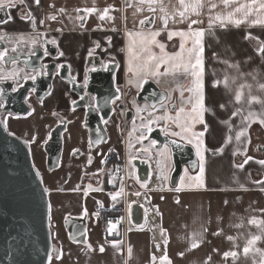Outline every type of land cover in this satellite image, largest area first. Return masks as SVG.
Here are the masks:
<instances>
[{"label": "crops", "instance_id": "1", "mask_svg": "<svg viewBox=\"0 0 264 264\" xmlns=\"http://www.w3.org/2000/svg\"><path fill=\"white\" fill-rule=\"evenodd\" d=\"M185 2L191 3L193 0ZM202 3L204 6L199 15L189 11L188 16L201 21L193 28L206 30L204 91L208 128L204 137L207 151L203 187H195L194 180H191L190 185L176 192L175 189L180 186L178 180L175 186L136 189L130 185L133 181L131 178L115 184L111 181L108 189L97 184L101 173L99 169L112 152L124 161L125 140L117 132L116 119L111 115L103 124V128L109 132L107 139L92 149L83 123L84 106L72 104L77 93L71 91L69 82L57 73L52 79L50 91L43 98H37L32 91L28 93L26 102L31 107L29 113H11V117L7 113L3 115L9 131L30 141L35 157L33 164L38 166L35 165L43 185L48 189L52 238L58 251H63L62 260H56V254H52V264H161L164 255L168 256L171 264H264V224L250 223L252 219L264 221V190H261L260 184L254 183L264 179V168L251 161L243 169L237 167L243 163L245 151L247 156L264 159V126L252 123L248 136L242 138L241 142L235 141L236 132L244 126V116L249 112L256 113L258 117L264 114V89L260 88L264 84V54L258 52L264 42V25H252V21L258 17L264 18V13H254L239 27L229 23L225 29H221L217 22L213 34H209V16L214 17L218 13L226 15L237 5L225 8L221 0H211L218 7L210 12L209 0H202ZM239 3H250V0H239ZM16 4V7L0 9V20L11 17L8 23L0 24V36L3 37L0 43L6 54L32 53L42 48L44 41H55L56 55L47 56L45 61L66 64L73 77L82 75L90 50L92 55L98 53L101 57L116 59L120 63L119 73L133 75L128 72V66H124L122 61L125 56L120 49L124 45V32L141 28L139 20L151 15L146 4L140 5L139 0H129L131 6H126L125 0H41L39 7L34 0H25L24 4L16 0ZM162 4L170 17L167 30H189L187 22L171 21L173 11L182 10L179 0H162ZM109 6L114 9L109 11V16L114 19H99ZM92 7L98 11L92 14L77 11ZM140 7L144 10L137 12ZM60 9L64 11L60 12ZM29 11L35 17V25L31 18H22ZM51 15H56L57 19H49ZM160 15L157 11L155 24L145 28L163 29ZM241 16L238 13L234 19ZM167 30L161 31L160 41L166 45L167 51L176 52L180 40L177 36L169 40ZM249 34L254 38H246ZM37 38L38 43L34 46L32 40ZM187 43L191 47V41ZM10 72L20 74L18 80L7 79L13 83V87H17L23 83L25 75H34L38 70L27 68L18 60L15 63L13 60L0 61V75ZM179 80L182 81L180 89L192 86L190 76ZM217 82L219 86H214ZM173 90L174 87L172 94H175ZM237 92L242 93L239 103L235 100ZM190 95L185 91V98ZM252 97L257 99L249 103ZM177 101L179 107L185 106L181 98ZM220 105H224V108L221 109ZM237 109H240V114L233 118L232 113ZM58 116L67 121V127L65 125L61 134L62 151L58 165L48 169L44 145L50 129L58 123ZM195 130L199 132L205 129L197 125ZM229 136L232 140L227 143ZM221 147L223 154L218 151ZM234 152L238 154L233 155ZM90 172L96 177L93 182L89 178ZM187 172L192 173V177L199 175L198 163L196 169ZM121 182L124 193L113 201L111 194L119 191ZM89 184L102 191H90L85 196L84 190ZM136 192L140 195L137 196ZM133 202L142 209L141 222L137 224L132 221ZM103 208L120 210V215L116 216L121 222L118 237L110 234L118 229H110V217L107 224H103L100 212ZM84 209L87 210L86 216ZM136 212L138 210L133 215ZM66 216L84 217L87 231L83 240L76 241L69 237L64 223ZM257 236L259 240L249 245L248 241ZM193 242L199 247L192 249ZM114 243L117 247H113ZM100 246L104 248L102 253ZM245 247L249 248L247 254L243 252ZM232 251L238 255L225 259L224 253Z\"/></svg>", "mask_w": 264, "mask_h": 264}, {"label": "snow or ice", "instance_id": "2", "mask_svg": "<svg viewBox=\"0 0 264 264\" xmlns=\"http://www.w3.org/2000/svg\"><path fill=\"white\" fill-rule=\"evenodd\" d=\"M222 5L225 8H228L232 5H237L234 7L232 11L227 12L226 15L217 14L214 17L209 16V27H208V33L213 34L214 25L219 24V27L221 29L226 28V24H234L236 27H239L242 23H244L248 17L252 16L254 13H264V0H250V3H239V0H221ZM20 4H24L25 0H19ZM34 3L37 7L41 5V0H34ZM126 6H131L129 4V0H125ZM140 5H147V11L151 14L148 17H145L143 19L139 20V25L141 29H144L146 25H154L157 19L156 13L159 11L161 15L159 16V19L162 22L163 29H157V30H146V31H137V32H128V36L131 38L130 43L128 46V56H129V63H128V72L133 74L135 77H137V84L136 86L138 88L142 87L143 84L147 83V77H151L156 80L157 84H159V78L165 77V76H172L174 79H179L182 77L190 76L192 78V86L188 88L181 87L179 95L181 98V101L185 103V106L178 107V110L175 111V114H170V108L176 109L177 106L172 104L170 107L166 103V101H170V96L162 95L160 97V109L163 111V115H155L153 112L149 113V117L146 119L141 117V134L136 137L137 141L139 143H143L144 140L148 138L147 134H150L153 132L155 125L159 124L160 122H163V127L160 128V131L166 136L171 137L173 139L170 140V144H164L162 151L160 152V155L162 157H168L171 154L172 148L170 145L175 146L176 148H180L183 144L191 145L192 148L195 149V155L198 158V166H199V175H196L194 179L195 187H203L204 186V175H205V160H206V143H205V133L207 131L208 125L205 119L206 113L208 111L206 107V97H205V91H204V39L206 35L205 29H199V28H193V25H197L201 23V21L196 19H190L188 16L189 11L193 14L199 15L200 10L203 8L202 0H193L191 3H186L185 0H179V5L182 10L180 11H173L171 15V21L172 23H184L187 22L189 26V30L183 31V30H167L168 24H169V15L168 10L163 6L162 0H139ZM159 4L160 7L157 8L156 5ZM16 0H0V9H3L4 7H16ZM50 7H54V5H50ZM218 7L217 4L211 3V0H209V11L216 9ZM114 10L111 6L108 8H105L103 10V14L99 16V19L104 20L105 18L108 19H114L113 17L109 16V11ZM144 9L142 7L137 9V12H142ZM64 9H60V12H63ZM78 12L92 14L96 13L98 9L95 7L92 8H86V9H78ZM242 14L240 19H234L236 14ZM22 18H31L33 25H35V17L32 15V13L29 11L26 17ZM83 19V16L80 17ZM51 20H56V15H51L49 17ZM11 20V17L9 16L7 20H0V24L2 23H8ZM42 24L43 21H40ZM264 25V18H257L252 21V25ZM162 30H167V36L169 40H172L173 37L179 36L181 37V43L179 45V51L169 53L166 51V45L162 42H160L157 37L161 35ZM248 39H253L250 34L246 37ZM0 39H3L2 36H0ZM255 39H259L258 37H255ZM188 41H191V47H186V44ZM110 42V41H109ZM38 43V38L32 40V44L35 46ZM44 43H48V41H44ZM51 43L55 44V41H51ZM99 45L97 44V47ZM153 47L159 49V53H156L153 51ZM13 52L16 51L15 48L12 49ZM258 52L261 54H264V42L261 43V47L258 49ZM43 54L47 56L49 53L47 49L44 50ZM32 55H35V52H32ZM63 55V53H61ZM92 55V52L90 50L89 56ZM6 57V50L0 51V61L5 60ZM13 63H15V58H13ZM58 69H62L65 66L64 65H58ZM106 67V66H105ZM238 67V65L236 66ZM163 69V71H161ZM92 71H96L95 68L92 69ZM19 72H10L7 75H0V82H3L7 79H14L18 80L19 78ZM38 75H47V72L44 68L41 69L39 73H36L34 75H25L23 78L25 80L31 79L33 82L36 81ZM87 76L84 80V87H87ZM227 83V81H225ZM214 86H219L218 82L214 84ZM261 89H264V84L260 85ZM17 87H13L12 91H17ZM35 89H33L34 91ZM120 90L117 89V92ZM185 91L190 93L191 95L187 98H185ZM4 95V90L0 88V97ZM51 95V93H49ZM83 99V97H81ZM120 96L117 95L114 98L113 103L115 100H119ZM242 99V93L237 92L235 95V100L237 103H239ZM256 97H252V99L249 101V103L256 101ZM0 108H4V102L0 100ZM153 110L156 109V105H152ZM220 108L223 109L224 105H220ZM97 112H99V109H96ZM137 111H141V109L138 107ZM240 114V109H237L233 111L232 117H236ZM8 117H11V113H7ZM19 118V117H16ZM100 120L102 123H107V120L104 117H100ZM252 123H259L261 126H264V114L257 116L254 112H249L247 116H244L242 118V125L241 129L236 132L235 134V141L241 142L242 138L248 136V129L250 128ZM202 125L204 126V131H196V126ZM173 126L177 130H173ZM7 119L5 117H0V129H3L5 132H7ZM231 131V128L229 129ZM99 131V130H97ZM133 131H136L134 128ZM9 135H14L11 133H8ZM50 138V137H49ZM232 140V137L229 136L227 138V143H230ZM97 143L101 142L99 140L96 141ZM27 143V142H25ZM248 143H250V137L248 138ZM157 145L156 140H151V143L149 147H145L142 149L143 152H148L150 148H153ZM131 147V145H130ZM259 150V149H258ZM220 154H223V147H221L219 150ZM237 152H234L233 155H237ZM245 156V159L242 164L237 165L240 169H243L246 164H248L250 161L255 162L259 164L262 168H264V159H256L255 157L247 156L246 151L243 153ZM89 162H91V158L89 159ZM129 164H131V158L129 159ZM197 162H193V166H196ZM119 171V169H117ZM185 173H187V169H185ZM37 176H39V172L36 173ZM115 179V178H114ZM135 179L138 181L139 178L135 177ZM167 179V177H165ZM254 183L260 184L261 190H264V179L255 181ZM145 185L141 184V187H144ZM184 187L183 184V177L181 178V184L179 187L175 189L176 192H180L182 188ZM227 190V189H226ZM243 190V189H242ZM45 194L48 193V189H43ZM76 191H79V189H76ZM90 191H102L100 188H93L91 184L88 185L87 189L84 190V195L87 196ZM124 193V184L121 182L119 191L111 194V199L113 201H117V198L121 196ZM137 196L140 195L139 192L135 193ZM179 203V200L176 201ZM227 203V201H225ZM50 207V206H49ZM84 215H87V210L84 209ZM67 219V218H66ZM253 225H259L264 224V221H257L256 219H252L250 221ZM110 229H113L116 227L115 224H113L111 221L109 222ZM85 233L87 229L84 230ZM228 239H232L231 237H228ZM257 240H259V237H253L248 241L249 245L254 244ZM113 247H117V244L114 243ZM199 247V244L193 242L191 245L192 249H195ZM104 251L103 246H100V252L102 253ZM129 255L131 254V248H129ZM55 252V259L56 260H62L63 259V251L57 250L55 247L51 249L50 252L47 253V262L48 264H52L53 255L52 253ZM243 252L247 254L249 252V248L245 247L243 249ZM183 256V253L180 254ZM238 255L237 252H225L224 258L227 259L229 256L236 257ZM155 258H153L154 260ZM161 264H171V261L169 260L167 255H164L161 257Z\"/></svg>", "mask_w": 264, "mask_h": 264}, {"label": "water", "instance_id": "3", "mask_svg": "<svg viewBox=\"0 0 264 264\" xmlns=\"http://www.w3.org/2000/svg\"><path fill=\"white\" fill-rule=\"evenodd\" d=\"M45 49L49 53L47 56L54 57L56 55V47L50 41L44 43L42 48H37L34 51L35 55L26 52L6 54L4 61L9 62L15 58L27 68L38 70L37 73L44 68L47 75H38L35 82L31 79L24 80L22 84L17 86L18 90L15 92L12 91L13 83L11 81L0 82V88L4 90V95L0 97V100L4 102V108H0V117H3L5 113L19 115L29 113L31 107L26 102L28 93L32 91L37 98H43L50 91L52 79L57 73L69 82L71 90L76 92L79 97L85 96L84 100H77L75 106L92 107L95 121L89 124L88 129L90 137L94 132L97 134L96 138L92 140L93 145L97 144V140H106L107 134L100 117L105 119L109 117L112 110L110 102L114 95L107 93L101 98L98 97L91 91L88 83L87 87H84V82L77 81L68 73L66 64L61 63L65 67L58 69L57 66L61 64L55 61H45L47 57L43 54ZM2 50L3 45L0 43V51ZM92 56L97 57L98 55ZM92 66L87 76L90 75L93 68L96 70L99 68L96 63ZM148 84L153 87L156 96L153 100H150L149 95L142 97L149 100L151 105H156L160 103V97L166 96V93L151 79H147L144 87H147ZM33 89L35 90L33 91ZM89 95L94 98L92 103L88 100ZM96 109L100 111L97 112ZM64 129L63 123L54 125L50 138L45 142L44 149L47 153L48 169H53L58 165L62 151L61 134ZM8 133H10L8 130L5 132L0 129V264H48L47 253L53 247L57 249L52 238L48 193L45 194L43 191L45 186L41 175H36L39 171L33 164L29 146L18 136ZM150 137L168 144L173 139L166 137L158 128L150 133ZM170 147L172 148L171 155L174 164L170 183L175 186L181 173L182 164L186 162L189 168L194 170L197 168L198 161L195 149L191 145L183 144L180 148L170 145ZM193 162H197L195 167ZM132 163L137 168L140 180H146L149 174V164L144 159L137 158L133 159ZM136 210H138L137 215L136 213L133 215ZM131 213L132 221L135 224L140 223L142 209L136 202L131 204ZM64 223L72 240L81 241L84 239V217L66 216ZM52 254L56 253L53 252Z\"/></svg>", "mask_w": 264, "mask_h": 264}, {"label": "flooded vegetation", "instance_id": "4", "mask_svg": "<svg viewBox=\"0 0 264 264\" xmlns=\"http://www.w3.org/2000/svg\"><path fill=\"white\" fill-rule=\"evenodd\" d=\"M93 53H95V52H93ZM93 55H98V56L97 57L92 56V55L89 56L87 58V60L85 61L84 71H83L82 75L79 78L78 77H75V78L79 82H84L88 71L90 70L91 67H93L92 65L96 63L99 66V68L96 71H92L90 73V75L87 76L88 86H89V88H91V91H93V93L100 98L107 93H112L114 95V98L117 95L120 96L119 100H115V102L113 103V101H114V98H113L112 101L110 102L112 110H111L109 117L106 120H108L111 117V115H113L116 119V124H115L116 130L119 133V135L124 138V140H125L124 144H125V142L127 144L128 143L134 144V148H135V155H133L132 157H129V158H127V156H124V161L122 159L118 158L119 156L117 155V153L112 152L109 155V157L103 162L101 168L99 169V172H101V173H100V176L98 178L97 184H100L102 187L108 189L112 185V182H111L112 179L116 178V176H115L116 173L119 174V176H121V178L119 179L120 181L126 179L127 169H128L127 161H129L130 158H131V166H132V175L134 176V179H135V177L139 178V175L137 174V168L132 163V160L136 159V158L145 160V157L143 156V154H145V152H143L142 149L147 147V146L149 147L151 140L154 139L157 141V145L155 147L151 148L153 150L163 149L164 144H168V143L167 142H161L158 139L152 138V137H150V134H147V133H146V135L148 136V138L146 140H144V142L142 144L139 143L136 139V137L141 134V129H140V125L142 122L141 117H144L145 122H146V119L148 118V116L146 115V112H148L149 110H151V111L153 110L150 101L145 99L142 96L143 95H149L150 100H153L156 96L154 94L155 92H154L153 87H151L150 84H148L147 87H144V84H143L142 87L138 88L136 86L137 77H135L134 75H132V76L128 75L124 72L119 73L120 63L116 59L109 58V57H101L98 53H95ZM68 73L70 74L69 68H68ZM146 79H151L161 90H163L166 93V96H168V94H167L168 89L163 88V86H161L160 84H157L156 80L151 78V77H147ZM181 82L182 81L179 79H174V78L171 79V83L174 86L179 85ZM69 89L71 90L70 85H69ZM117 89H119L120 91L117 92ZM173 91H175V93H176L175 87H174ZM84 99H85V96L83 97V99H81V97H79L77 95L76 98L74 99V101L72 102V104L77 105V104H75L77 100H84ZM88 100H89V102L92 103L94 100L93 96L89 95ZM167 104L169 105V107L172 104L177 106L176 109L170 108V114L174 115L175 111L178 110V107H179L177 98L174 99L173 101L167 102ZM138 107L141 109V111H139V112L137 111ZM83 108H84L83 123H84L86 130H87L89 146L93 149L100 143L99 142V143L93 145L92 140L94 138H96L97 134L94 132L91 135L92 137H90L89 129H88L89 124L94 123V121H95V114L93 113V109L91 106H89V107L84 106ZM158 108H160V103H157L156 109L153 110L154 116L155 115H162L161 109L159 110ZM57 122L63 123L67 127V121L64 118H61L58 116ZM153 127H154V130L156 128H158L160 131V128L162 127L161 122L159 124L153 126ZM134 128L136 129V131H133ZM106 129H104V130L108 136L109 132ZM51 130H52V128L49 131V135H48L47 139L50 137ZM173 130H177V129H175L173 126ZM103 141H101V142H103ZM169 157H170V168H169L167 180H166V185H168V186L171 185V183H170L171 182L170 181L171 180V173H172V170L174 168L172 155L170 154ZM113 158H115V159H113ZM184 158H185V156H184ZM117 169H119V171H117ZM185 169H187V171L190 170L189 165L186 162L182 164L181 173L176 180V184H177L180 176L185 172ZM149 176H150V171H149L148 177ZM89 178H90V181H92V182L96 180V177H94L91 172L89 173ZM119 180L117 179V181H119ZM144 182H145V180L142 181L139 178L138 181H136V179H135L132 181V183L130 182V185L134 186V188L137 189V188H141V183H144Z\"/></svg>", "mask_w": 264, "mask_h": 264}, {"label": "rangeland", "instance_id": "5", "mask_svg": "<svg viewBox=\"0 0 264 264\" xmlns=\"http://www.w3.org/2000/svg\"><path fill=\"white\" fill-rule=\"evenodd\" d=\"M146 30H149L148 28H144V29H141V28H138V29H132V30H127L124 32V35H123V49L121 47L120 49V52L122 51L124 56H125V60L122 61L124 66H128V63H129V56H128V46H129V43H130V37L128 36V32H137V31H146ZM153 30V29H151ZM174 30H183V31H187L186 29H174ZM179 38V45L181 43V37L177 36ZM157 39L160 41V37H157ZM162 42V41H160ZM189 43L186 44V47H188ZM153 51L156 52V53H159V49L158 48H155L153 47ZM167 51V50H166ZM178 51H179V47H178ZM169 52V51H167ZM175 52V51H174ZM169 53H172V52H169ZM121 54V53H120ZM119 60V59H118ZM170 79H171V76H165L163 77V79L159 78V81H160V84L163 86V88H166L168 89L167 90V94L168 96L171 97V100L170 101H173L174 99H179L180 100V95L179 93H175V94H172V89L173 87H175L176 89V92H179L180 91V86L177 85V86H174V85H171L170 83ZM167 82V83H166ZM169 102V101H166V103ZM160 110V108H158ZM150 112H153L154 114V111L152 110H149L148 112H146V115L149 117V113ZM161 114L163 115V111L161 110ZM162 126H163V122H162ZM8 130V129H7ZM9 131V130H8ZM11 134H14L12 133L11 131H9ZM15 135V134H14ZM18 136L19 138H21L24 142H27V145L29 146L30 148V141L28 139H23L21 136L19 135H16ZM131 145V147H130ZM148 147V146H147ZM124 149H125V155L127 156V158L129 157H132L133 155H135V148H134V144H127L125 142L124 144ZM151 149V148H150ZM148 152H146L145 154H143V156L145 157V161L149 164V171H150V176L145 180L144 183H141L143 185H145L144 187L142 188H157V187H163V185L165 186L166 185V180L165 177H167L168 175V171H169V168H170V157H162L160 155V152L162 151V149L160 150H153L151 149ZM30 152L33 151L32 153V160L33 162L35 157H34V150L30 148ZM139 152V151H138ZM140 153V152H139ZM36 165V163H35ZM37 166V165H36ZM38 167V166H37ZM127 175H126V179L129 180L130 178L135 180L134 179V176L132 175V166L131 164H129V162L127 161ZM115 174V173H114ZM121 175V174H120ZM192 173H183L180 178H179V185L181 184V178L183 177V184H184V187L190 185L191 183V180H194V176L192 177L191 176ZM116 178L119 180L121 178V176H119V174H115ZM112 179L113 181V184H115L117 182V179ZM137 181V180H136ZM131 195V193L129 194Z\"/></svg>", "mask_w": 264, "mask_h": 264}, {"label": "trees", "instance_id": "6", "mask_svg": "<svg viewBox=\"0 0 264 264\" xmlns=\"http://www.w3.org/2000/svg\"><path fill=\"white\" fill-rule=\"evenodd\" d=\"M100 212H101V219L103 224H107L109 217H116L120 215V210L118 208H109V209L103 208L101 209Z\"/></svg>", "mask_w": 264, "mask_h": 264}, {"label": "built area", "instance_id": "7", "mask_svg": "<svg viewBox=\"0 0 264 264\" xmlns=\"http://www.w3.org/2000/svg\"><path fill=\"white\" fill-rule=\"evenodd\" d=\"M112 222L113 224H115L116 225V227H118V229H114V230H112L111 231V236H113V237H118L119 236V228L121 227V222H120V220L117 218V217H110V219H109V222Z\"/></svg>", "mask_w": 264, "mask_h": 264}]
</instances>
